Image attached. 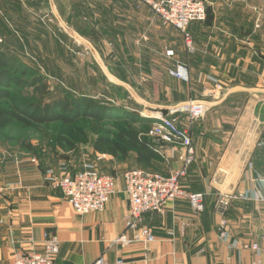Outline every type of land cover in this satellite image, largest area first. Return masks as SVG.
Returning <instances> with one entry per match:
<instances>
[{"label": "rangeland", "instance_id": "374dc122", "mask_svg": "<svg viewBox=\"0 0 264 264\" xmlns=\"http://www.w3.org/2000/svg\"><path fill=\"white\" fill-rule=\"evenodd\" d=\"M207 7L206 20L188 28L193 37L189 50L184 35L163 27L147 6L130 0H0V49L32 71L29 81L42 79L35 87L12 88L13 97L50 104L70 95L111 110L110 121L101 124L88 118L28 128L14 123L0 131V158L8 154L39 161L56 156L67 163L92 162L122 179L130 169L143 167L133 161L134 154L119 161L95 153L97 136L91 126L114 133L121 122L131 123L127 116L149 121L190 100L207 101L212 90L218 98L228 93L226 104L235 105L224 115H239L247 94L232 93L245 84L243 59L240 67L236 61L248 44L254 56L260 54L264 0H207ZM235 45L241 48L236 60ZM170 46L174 60H168ZM177 62L188 68V81L180 83L170 75ZM256 82L249 79V84ZM146 124L132 128L143 130ZM167 166L164 160L144 170L162 173ZM13 251L0 241V264H12Z\"/></svg>", "mask_w": 264, "mask_h": 264}, {"label": "crops", "instance_id": "0c3cea01", "mask_svg": "<svg viewBox=\"0 0 264 264\" xmlns=\"http://www.w3.org/2000/svg\"><path fill=\"white\" fill-rule=\"evenodd\" d=\"M235 46L236 60L241 48ZM261 46L257 56L253 46H244L243 57L236 61L240 67L243 59L245 84L229 93L247 94L239 115H224L235 105L226 104L228 93L218 98L212 90L211 98L204 101L210 110L192 128L195 161L182 185L188 193L205 195L202 215L193 213L187 199H178L162 214L144 215L142 226L152 233L153 241L115 245L130 213L124 175L116 179V193L104 212L80 216L63 193L44 180L46 171L62 162L60 158L51 156L34 163L6 154L0 158V241L15 248L32 237L41 252L44 235L58 236L61 246L55 264H92L100 256L110 261L122 258L127 264H264V44ZM168 51L174 53L168 60H174L175 50L170 46ZM251 77L258 82L249 84ZM184 157V151L176 152L162 173L182 168ZM68 161L70 174L83 170L85 162ZM18 182L20 189L7 190ZM234 195L246 198L233 199L224 217L217 214L218 198ZM222 219L227 238L219 231ZM253 245L258 249L250 248Z\"/></svg>", "mask_w": 264, "mask_h": 264}, {"label": "built area", "instance_id": "2783aa9c", "mask_svg": "<svg viewBox=\"0 0 264 264\" xmlns=\"http://www.w3.org/2000/svg\"><path fill=\"white\" fill-rule=\"evenodd\" d=\"M135 4L147 6L161 20L165 27L178 30L184 35L189 50H192L193 37L188 28L193 23L203 22L207 17V0H131ZM0 43L2 40L0 39ZM173 56L172 51L167 52ZM170 75L180 81L189 80L188 68L178 64ZM220 88V87H219ZM210 110L207 103L190 100L174 106L152 117L154 121L147 136L158 146L156 152L168 162L179 150L184 151L183 167L168 173H153L143 169H130L123 178L130 213L125 219V231L114 241L115 245L129 246L133 243L151 242L152 233L142 226L143 217L151 212L164 213L169 203L178 199H187L193 213L200 216L205 212V195L201 192L188 193L182 180L186 178L189 167L195 161V148L192 128L202 120ZM33 162H38L33 160ZM44 180L52 188L60 190L77 215L101 213L106 210L112 195L116 193L115 177L101 172L97 165L86 162L83 170L76 174L68 172L66 162H60L57 168L46 171ZM21 182L7 187L8 191L21 188ZM244 195L219 197L215 210L224 217L233 199H245ZM219 231L227 238L226 222L222 219ZM61 242L58 236L44 235L42 251L37 250L34 238L21 241L14 248L12 264H55L60 252ZM250 248L258 249L257 245ZM92 264H127L122 258L114 261L104 256L98 257Z\"/></svg>", "mask_w": 264, "mask_h": 264}, {"label": "trees", "instance_id": "16d2710c", "mask_svg": "<svg viewBox=\"0 0 264 264\" xmlns=\"http://www.w3.org/2000/svg\"><path fill=\"white\" fill-rule=\"evenodd\" d=\"M31 74L32 71L28 67L0 49V131L14 123L28 128L52 123L72 125L83 118L96 120L100 124L110 121L111 110L87 98L67 95L50 104H28L13 97L12 88L24 90L40 85L41 78L33 82L28 80ZM127 119L131 120L130 124L124 123L123 118L114 119L123 121L114 128L116 130L114 133H102V127L99 125L90 127L97 136L93 145L95 153L109 155L119 161H125L130 154H135V162L142 166L143 170H150L155 163L164 162L156 152L158 146L147 136L154 121L151 119L142 121L132 116H127ZM140 122H146V128L143 130L132 128Z\"/></svg>", "mask_w": 264, "mask_h": 264}]
</instances>
